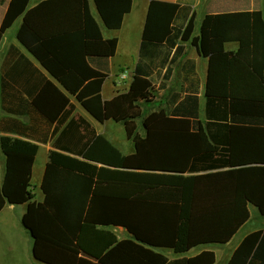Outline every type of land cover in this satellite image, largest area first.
Here are the masks:
<instances>
[{"label":"trees","instance_id":"trees-1","mask_svg":"<svg viewBox=\"0 0 264 264\" xmlns=\"http://www.w3.org/2000/svg\"><path fill=\"white\" fill-rule=\"evenodd\" d=\"M28 3L10 0L0 38L23 15L16 32L20 44L95 120L123 121L135 148L125 155L95 135L82 158L51 151L41 183L44 198L37 202L30 180L38 146L0 138L6 157L0 210L6 203L27 204L22 222L33 238L34 258L44 264H213L210 250L173 260L161 250L180 256L228 242L248 220L250 204L264 215L262 12L207 14L196 36L194 14L177 29L179 3L150 1L142 46L168 43L182 52L180 38L209 58L202 121L196 92L168 112H147L155 89L140 62L129 90L104 101L106 71L95 61L114 55L118 40L104 38L88 0H45L29 10ZM94 3L108 30L119 29L132 6V0ZM230 41L238 42L234 52L225 50ZM187 65L193 72V62L186 60L184 71ZM171 71L167 66L163 80ZM183 79L189 82L185 73ZM65 92L46 81L33 105L54 122L69 104ZM259 259L264 264V231L248 234L228 264Z\"/></svg>","mask_w":264,"mask_h":264},{"label":"crops","instance_id":"crops-1","mask_svg":"<svg viewBox=\"0 0 264 264\" xmlns=\"http://www.w3.org/2000/svg\"><path fill=\"white\" fill-rule=\"evenodd\" d=\"M45 0H29L27 9H31ZM151 0H132L131 10L125 15L119 29L108 30L98 15L94 0H88L89 8L98 21L104 38L116 37L118 40L114 55L107 60L98 59L95 66L106 71L102 83L101 95L104 101L129 90L134 78L136 65L140 62L150 74L147 79L155 89L153 102L147 112L159 110L158 102L168 112L186 93L198 94V115L205 120V91L208 75L209 58L198 53L189 42L176 40V45L183 46L182 52L175 53V47L168 43L162 45L142 46V31L146 12ZM179 3V9L173 25L182 29L194 14L195 32L198 35L202 19L207 14H222L260 10L264 17V0H160ZM10 0H0V27ZM23 20L21 15L0 38V138L7 136L20 139L38 146L32 166L31 188L35 200L41 202L44 195L41 183L51 151H60L73 157L82 158V153L95 135H103L123 154L130 155L135 151L133 141L127 137L124 122L107 118L104 122L95 120L75 99L65 92L54 78L16 39V32ZM12 36L9 37V32ZM238 42L225 43V50L234 52ZM173 60V62H170ZM186 60L193 62L183 66ZM167 66L172 71L167 80L163 75ZM187 75L189 82L183 77ZM164 88H158L161 81ZM46 81L54 82L69 97V104L54 122L48 121L33 105V100ZM162 96L163 101L158 96ZM49 102H51L48 99ZM138 130L143 134L142 119L137 120ZM120 143L121 147L115 143ZM6 157L0 148V178L5 172ZM252 207L253 209H251ZM27 204L6 203L0 210V264H33L37 261L33 255V238L25 228L22 217ZM248 220L238 229L233 237L224 244H208L193 248L184 255L177 256L170 249L161 251L170 259L183 256L190 257L203 250L213 251V264H228L241 241L250 233L264 231V215L250 204ZM254 210V211H253ZM122 230L121 228H115ZM119 236V235H118ZM120 237V236H119ZM262 259L253 264H262Z\"/></svg>","mask_w":264,"mask_h":264},{"label":"rangeland","instance_id":"rangeland-1","mask_svg":"<svg viewBox=\"0 0 264 264\" xmlns=\"http://www.w3.org/2000/svg\"><path fill=\"white\" fill-rule=\"evenodd\" d=\"M12 36V31H10L9 32V37H11ZM159 97V100H162L163 101V98H162V96L160 95V96H158ZM158 102V107H156V108H163L164 109V107H162V103L160 102V101H157ZM116 144V146H118V147H121V145H120V143L118 144L117 142L115 143ZM251 209H253L252 207H250ZM254 211V210H253ZM116 230V232H117V234L120 236V237H123V236H125V232L124 231H122V230H119V229H115Z\"/></svg>","mask_w":264,"mask_h":264}]
</instances>
